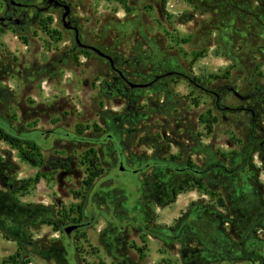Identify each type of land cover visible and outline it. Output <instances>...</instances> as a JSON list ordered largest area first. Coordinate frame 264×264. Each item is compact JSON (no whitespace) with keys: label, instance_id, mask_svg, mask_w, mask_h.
Listing matches in <instances>:
<instances>
[{"label":"rangeland","instance_id":"1","mask_svg":"<svg viewBox=\"0 0 264 264\" xmlns=\"http://www.w3.org/2000/svg\"><path fill=\"white\" fill-rule=\"evenodd\" d=\"M0 128V264H264V0H0Z\"/></svg>","mask_w":264,"mask_h":264},{"label":"trees","instance_id":"2","mask_svg":"<svg viewBox=\"0 0 264 264\" xmlns=\"http://www.w3.org/2000/svg\"><path fill=\"white\" fill-rule=\"evenodd\" d=\"M0 141H3L11 148L17 149L19 158L25 163L29 164L30 166L36 167L41 165V159L39 158L40 154L38 153V150L35 146H32L28 150H23L21 147L22 140L19 139L16 135L8 133L2 130L1 128H0ZM38 180H39V176L36 175L31 182L35 184L38 182ZM200 187H202L201 184ZM175 196H176V189H173L171 193L170 202H172L175 199Z\"/></svg>","mask_w":264,"mask_h":264},{"label":"water","instance_id":"3","mask_svg":"<svg viewBox=\"0 0 264 264\" xmlns=\"http://www.w3.org/2000/svg\"><path fill=\"white\" fill-rule=\"evenodd\" d=\"M64 10H65V12H64V14L62 15L63 17L67 14V10H68L67 7H64ZM64 137H65V138H69V139H71V136H69L68 134H64ZM107 140H110V141L112 142L113 146L115 147L116 151L118 152V170H119V171H127V170L124 168V166H123V158H122V155H121V153H120V151H119V148H118L117 142H116V141L112 138V136L109 135V134L105 135V136L102 138V141H103V142H105V141H107ZM75 228H76V226L67 227V228L64 229V232H65L66 235H69V233H70L73 229H75Z\"/></svg>","mask_w":264,"mask_h":264},{"label":"flooded vegetation","instance_id":"4","mask_svg":"<svg viewBox=\"0 0 264 264\" xmlns=\"http://www.w3.org/2000/svg\"><path fill=\"white\" fill-rule=\"evenodd\" d=\"M113 138V137H112ZM114 139V138H113ZM115 140V139H114ZM107 141H110V140H107ZM116 141V140H115ZM111 142V141H110ZM117 142V141H116ZM112 143V142H111ZM117 145H118V143H117Z\"/></svg>","mask_w":264,"mask_h":264}]
</instances>
